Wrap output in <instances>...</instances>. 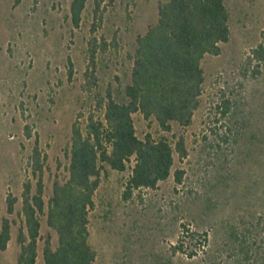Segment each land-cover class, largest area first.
<instances>
[{
  "label": "rangeland",
  "instance_id": "374dc122",
  "mask_svg": "<svg viewBox=\"0 0 264 264\" xmlns=\"http://www.w3.org/2000/svg\"><path fill=\"white\" fill-rule=\"evenodd\" d=\"M167 1L87 0L75 27L72 0H0V230L4 218L11 222L0 264H17V238L21 230L27 234L22 192L27 180L36 190L30 165L36 147L45 203L36 264H45L47 237L57 248L48 201L54 183L69 178L72 125L78 120L84 127L100 96L117 95L129 83L137 37L157 22ZM225 3L230 39L218 56L202 60L204 90L191 124L164 133L153 120L134 115L138 137L164 135L173 146L182 138L187 156L175 154L171 176L156 190L127 195L133 162L123 172L103 174L89 212L94 264H261L264 62L247 60L262 41L264 0ZM92 70L95 80L86 75ZM177 170L183 171L180 184ZM8 195L17 199L12 214Z\"/></svg>",
  "mask_w": 264,
  "mask_h": 264
},
{
  "label": "trees",
  "instance_id": "16d2710c",
  "mask_svg": "<svg viewBox=\"0 0 264 264\" xmlns=\"http://www.w3.org/2000/svg\"><path fill=\"white\" fill-rule=\"evenodd\" d=\"M87 0H72L71 20L78 27ZM230 12L225 0H168L159 7L158 20L144 35L137 37L131 78L117 95L100 96L96 111L90 112L85 126L78 120L72 125L68 151L69 178L55 182L48 201L47 224L58 236L52 249L50 237L45 241V264H94L97 253L89 240V212L103 174L108 170L123 172L133 162L127 184L132 190H156L173 172L175 154L187 156L184 140L175 146L164 135L144 138L137 135L134 115L153 120L164 133L173 125L187 127L200 107L205 74L202 60L218 56L221 44L230 39ZM105 43V42H103ZM98 50L96 38L89 41L90 66H95ZM264 62V31L261 43L252 50L248 65ZM90 70L91 67H88ZM94 79V70L87 71ZM32 173L38 176L36 190L27 180L23 184L22 214L27 234L21 230L17 241L20 253L17 264H36L40 235V215L44 212L42 161L36 147L31 157ZM181 183L183 171L174 173ZM16 198L8 195L7 213L14 212ZM11 222L2 220L0 250L7 249ZM246 243L245 239H242ZM261 264H264V255Z\"/></svg>",
  "mask_w": 264,
  "mask_h": 264
}]
</instances>
